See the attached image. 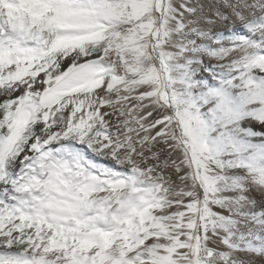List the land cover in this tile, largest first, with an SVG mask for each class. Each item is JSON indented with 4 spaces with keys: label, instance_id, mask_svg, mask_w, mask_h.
I'll list each match as a JSON object with an SVG mask.
<instances>
[{
    "label": "snow or ice",
    "instance_id": "obj_1",
    "mask_svg": "<svg viewBox=\"0 0 264 264\" xmlns=\"http://www.w3.org/2000/svg\"><path fill=\"white\" fill-rule=\"evenodd\" d=\"M0 264H264V0H0Z\"/></svg>",
    "mask_w": 264,
    "mask_h": 264
}]
</instances>
